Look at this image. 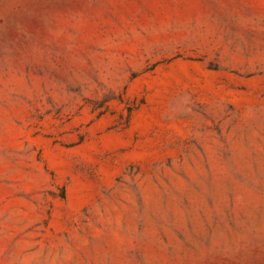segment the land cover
<instances>
[{"label":"rangeland","instance_id":"rangeland-1","mask_svg":"<svg viewBox=\"0 0 264 264\" xmlns=\"http://www.w3.org/2000/svg\"><path fill=\"white\" fill-rule=\"evenodd\" d=\"M0 264H264V0H0Z\"/></svg>","mask_w":264,"mask_h":264}]
</instances>
